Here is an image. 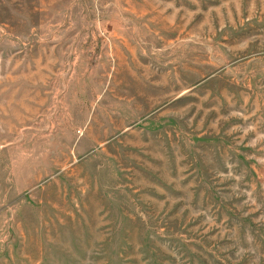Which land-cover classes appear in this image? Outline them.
I'll return each mask as SVG.
<instances>
[{
  "label": "rangeland",
  "instance_id": "374dc122",
  "mask_svg": "<svg viewBox=\"0 0 264 264\" xmlns=\"http://www.w3.org/2000/svg\"><path fill=\"white\" fill-rule=\"evenodd\" d=\"M0 264H264V0H0Z\"/></svg>",
  "mask_w": 264,
  "mask_h": 264
}]
</instances>
